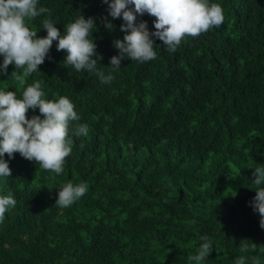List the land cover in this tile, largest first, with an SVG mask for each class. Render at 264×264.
I'll list each match as a JSON object with an SVG mask.
<instances>
[{
    "label": "trees",
    "instance_id": "trees-1",
    "mask_svg": "<svg viewBox=\"0 0 264 264\" xmlns=\"http://www.w3.org/2000/svg\"><path fill=\"white\" fill-rule=\"evenodd\" d=\"M208 3L222 8L219 27L186 36L171 53L152 37L155 59L125 58L114 71L122 17L112 18L103 0H38L50 13L25 20L38 38L47 36L45 20L63 35L79 16L96 18L89 39L103 57L98 69L113 79L65 67L58 41L24 85L11 76L14 64L0 72V91L19 99L39 81L42 99L67 97L80 116L59 175L5 154L12 175L0 177V196L17 203L0 222V264H189L205 235L213 251L201 264H264V229L250 204L253 172L264 165V0ZM154 20L137 16L150 32ZM77 123L87 137L72 135ZM68 182L87 191L61 208Z\"/></svg>",
    "mask_w": 264,
    "mask_h": 264
},
{
    "label": "clouds",
    "instance_id": "clouds-1",
    "mask_svg": "<svg viewBox=\"0 0 264 264\" xmlns=\"http://www.w3.org/2000/svg\"><path fill=\"white\" fill-rule=\"evenodd\" d=\"M108 5V13L112 18L122 17L125 23L121 31L125 33L122 40L114 41L119 55L111 58V68L115 71L121 67L125 58L141 63L153 60L155 37L163 42L166 50L175 52L186 37H197L210 28L219 27L224 20L222 8L218 4L209 5L208 0H103ZM38 0H0V56L3 63L0 72L6 74L9 65H15L11 76L17 87L25 84V77L39 70L45 62L53 41H58L57 50L67 53L64 66L73 67L76 71H86L97 75L102 83H109L112 75H107L97 67L103 57L97 54V44L93 29L97 30L96 18L81 15L75 22L65 25L63 35L55 25L47 20L43 29L47 36L37 37V32L30 30L25 20L34 19L42 14L50 13L46 7H37ZM148 14L155 18L154 32H150L146 21L137 23V16ZM104 26L111 30L113 24L103 18ZM93 57H96L95 59ZM18 70H22L20 74ZM44 92L41 82L28 85L17 98L13 91H0V177H11L12 170L5 154L14 158L15 153L29 161H35L39 169L48 170L59 175L63 171L65 158L72 151L69 139L70 122L79 121L80 116L74 111V105L67 97L58 100L42 99ZM29 109H39L40 115L27 117ZM88 127L75 124L72 135L87 137ZM83 146V145H81ZM253 184L256 196L250 202L253 210L260 216V227L264 229V165L253 172ZM87 186L84 183L74 185L68 182L58 191L56 206L67 208L77 199L85 195ZM17 201L13 196H0V222L5 212L14 208ZM203 241L197 254L188 257L189 264H201L213 251L212 241L208 236H201ZM242 252L248 251L242 245ZM235 264H246L244 257L236 259ZM253 264H259L253 258Z\"/></svg>",
    "mask_w": 264,
    "mask_h": 264
}]
</instances>
